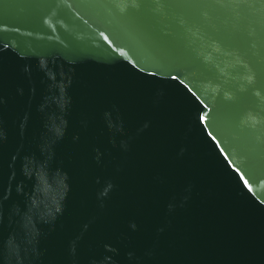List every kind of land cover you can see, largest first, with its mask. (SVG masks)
<instances>
[{"label":"water","instance_id":"obj_1","mask_svg":"<svg viewBox=\"0 0 264 264\" xmlns=\"http://www.w3.org/2000/svg\"><path fill=\"white\" fill-rule=\"evenodd\" d=\"M0 264H264V0H0Z\"/></svg>","mask_w":264,"mask_h":264}]
</instances>
